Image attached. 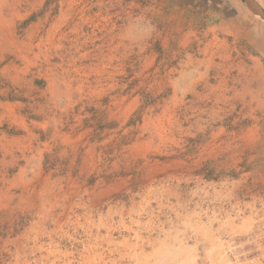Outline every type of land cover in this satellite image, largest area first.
<instances>
[{
  "label": "rangeland",
  "instance_id": "rangeland-1",
  "mask_svg": "<svg viewBox=\"0 0 264 264\" xmlns=\"http://www.w3.org/2000/svg\"><path fill=\"white\" fill-rule=\"evenodd\" d=\"M0 264H264L245 0H0Z\"/></svg>",
  "mask_w": 264,
  "mask_h": 264
},
{
  "label": "water",
  "instance_id": "water-1",
  "mask_svg": "<svg viewBox=\"0 0 264 264\" xmlns=\"http://www.w3.org/2000/svg\"><path fill=\"white\" fill-rule=\"evenodd\" d=\"M246 5L248 9L251 11V13L255 16H258L262 21H264V11L258 8V6L255 4L254 0H245Z\"/></svg>",
  "mask_w": 264,
  "mask_h": 264
},
{
  "label": "bare ground",
  "instance_id": "bare-ground-1",
  "mask_svg": "<svg viewBox=\"0 0 264 264\" xmlns=\"http://www.w3.org/2000/svg\"><path fill=\"white\" fill-rule=\"evenodd\" d=\"M217 3V2H216ZM221 4V3H220ZM226 6H228V5H226ZM259 8V7H258ZM223 11V10H222ZM229 13H231V12H229ZM226 15V14H225ZM228 15V14H227ZM255 17H257L258 18V16H255Z\"/></svg>",
  "mask_w": 264,
  "mask_h": 264
}]
</instances>
